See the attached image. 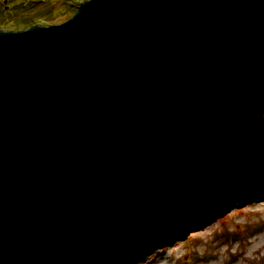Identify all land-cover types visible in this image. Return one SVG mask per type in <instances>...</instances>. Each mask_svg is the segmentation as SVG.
Segmentation results:
<instances>
[{
	"label": "water",
	"instance_id": "obj_1",
	"mask_svg": "<svg viewBox=\"0 0 264 264\" xmlns=\"http://www.w3.org/2000/svg\"><path fill=\"white\" fill-rule=\"evenodd\" d=\"M263 162L264 0L0 28V264H95Z\"/></svg>",
	"mask_w": 264,
	"mask_h": 264
},
{
	"label": "rangeland",
	"instance_id": "obj_2",
	"mask_svg": "<svg viewBox=\"0 0 264 264\" xmlns=\"http://www.w3.org/2000/svg\"><path fill=\"white\" fill-rule=\"evenodd\" d=\"M19 1L23 2V0ZM80 1L78 0L67 13L54 14L55 17L47 21L41 16L32 24L62 21L75 11ZM0 6L2 11L14 7L10 0H0ZM262 167L264 162L252 171L249 170L247 172L249 174L239 173L240 175L236 174L228 179L231 183H239L238 179L248 183L252 174L259 173L261 174L259 179L254 184L253 182L250 184L252 187L260 186L264 184ZM261 177L263 180H260ZM241 191H243L241 187L236 190L240 199L247 198L243 202L220 204L217 206L218 211L211 212L209 217L198 216L189 227L181 225L185 230L179 232L178 236L174 234L173 238H162L157 250L142 245L136 255L132 257L127 255V261L124 259L122 262L124 264H264V196L256 199L251 193H243L241 197L239 194ZM209 199H214V195ZM161 219L162 217H158L154 220L156 223H161ZM148 225L150 232L153 233L152 225L150 223Z\"/></svg>",
	"mask_w": 264,
	"mask_h": 264
},
{
	"label": "trees",
	"instance_id": "obj_3",
	"mask_svg": "<svg viewBox=\"0 0 264 264\" xmlns=\"http://www.w3.org/2000/svg\"><path fill=\"white\" fill-rule=\"evenodd\" d=\"M14 7L7 11L0 9V28H15L32 24L37 18L44 20L55 17L54 14L69 12L78 0H10ZM1 8V6H0ZM75 9V8H74ZM116 254V252L114 253Z\"/></svg>",
	"mask_w": 264,
	"mask_h": 264
},
{
	"label": "bare ground",
	"instance_id": "obj_4",
	"mask_svg": "<svg viewBox=\"0 0 264 264\" xmlns=\"http://www.w3.org/2000/svg\"><path fill=\"white\" fill-rule=\"evenodd\" d=\"M258 166H255V168H257ZM253 169V168H252ZM252 169H249L250 171H252ZM248 170V171H249ZM247 171V172H248ZM246 172V173H247ZM261 176V174L259 173H255V174H252L251 176V182H253V184L259 179V177ZM260 180H263V178L261 177ZM242 186L244 188L243 191H242V194H241V197H243V193H247V189H250L248 186H246L245 184H242ZM240 187V185H238L237 183H231V180L229 179H225L215 185H213L212 187L208 188L207 190H205L203 193L200 194V197L198 196L197 199L200 200V203H206V204H209V205H206L204 204V210H205V213L208 212V208L210 207V205L212 204H217V201H206L204 199L205 196H208L209 194H212V192H217L220 197L222 199L218 200V203L219 204H223V203H226V204H229L231 202L229 201H232L233 198H232V194H235L236 193V190L237 188ZM248 187V188H247ZM254 188V187H253ZM253 192V191H252ZM254 192H258L259 194H261V196H264V184L256 187L255 191ZM230 195V197H229ZM252 195V193H251ZM245 197V196H244ZM201 198V199H200ZM245 199V198H244ZM247 199V198H246ZM234 203H237V202H234ZM232 202V204H234ZM201 204V205H202ZM152 224V227H154L155 229V232L162 238L163 235H167L170 231H168V227L167 225H161V223H156L155 220H152V222H150ZM163 224V223H162ZM182 228H179L178 230H181ZM171 233V232H170ZM129 241V238L128 240L126 239L125 241H123L122 243H126ZM135 248V246H133ZM154 249V248H153Z\"/></svg>",
	"mask_w": 264,
	"mask_h": 264
}]
</instances>
